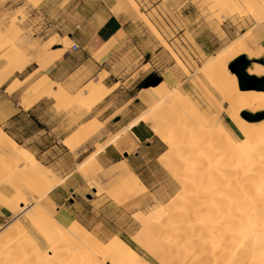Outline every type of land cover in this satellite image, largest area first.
I'll return each instance as SVG.
<instances>
[{
	"label": "bare ground",
	"instance_id": "obj_1",
	"mask_svg": "<svg viewBox=\"0 0 264 264\" xmlns=\"http://www.w3.org/2000/svg\"><path fill=\"white\" fill-rule=\"evenodd\" d=\"M225 3L248 5L251 14L258 18L257 27L262 25L264 9L259 8L264 0H226ZM128 4L136 6V1L128 0ZM125 11L124 4L112 10L118 15ZM258 32L259 29L241 34L201 66H195L193 72L177 59L188 81L206 102V109L182 90V82L164 89L167 82L163 80L157 87H148L155 90L157 97L152 110L126 127L131 130L139 122L148 123L168 146L160 159H176L179 163L171 174L181 183V194L169 206L156 207L149 214L136 217L142 231L135 236V242L150 258L119 236L106 242L64 208L55 211L49 193L62 180L0 127V205L16 216L24 214V220L42 238L41 242L34 241L22 221L0 226V251L15 244L22 246V249L9 250L8 264H197L201 259L207 264H264V118L250 119L243 114L264 110V89L255 80L245 83L252 88H242L237 75L229 68L233 60L246 56L255 60L247 73L264 77V62L259 61L264 60V47ZM63 40L68 42L67 37ZM115 44L114 40L110 46ZM106 52L108 47L103 46L94 56L104 63ZM62 53L63 49L57 50L55 56ZM53 59L47 57L42 62L44 69ZM9 62L17 64L12 58ZM22 67L24 64L12 70H22ZM7 76L0 74V85ZM34 90L36 100H30L26 108L47 95L56 99L55 106L72 111L84 106L91 109L110 94L112 87L101 81H90L73 96L44 75ZM83 126H86L83 132L64 140L68 147L74 149L81 145L103 123L92 119L91 125ZM102 135L112 136L110 132ZM98 152L80 164L84 179L96 195L106 193L110 199L123 203L145 192L146 185L125 162L106 168L99 163ZM108 173L115 175L119 183L111 191L101 186L97 178ZM196 177L204 182L186 193L190 184H196L192 180ZM27 192L36 198L34 205H30Z\"/></svg>",
	"mask_w": 264,
	"mask_h": 264
},
{
	"label": "rangeland",
	"instance_id": "obj_2",
	"mask_svg": "<svg viewBox=\"0 0 264 264\" xmlns=\"http://www.w3.org/2000/svg\"><path fill=\"white\" fill-rule=\"evenodd\" d=\"M71 1L73 0H61V29L65 26L63 29L65 34H61L60 37L55 27L59 21L57 0H0V74L8 75L4 83L15 72L18 78L25 77L32 71L31 68L28 71L25 70L32 61H37L39 64L38 70L30 74L22 83L16 80L7 89L6 94L4 83L0 85V127L32 151L52 170L57 179L62 180L57 187L63 186L68 190L71 187L70 191L75 190L66 207L76 220L106 242L114 236H119L141 254L150 258V255L135 242V236L142 231V225L136 217L147 215L156 207L169 206L181 194L183 191L181 183L171 174V170L177 167L178 161L176 159L161 160L160 156L157 159H151L152 154L142 158L137 165H143L140 169L146 172L147 179L144 182L148 186L138 197L123 203L110 199L106 193L96 195L94 188L84 179L80 164L88 156L104 148L107 143H103L104 132L108 129H116V134L111 136L114 140L127 130L126 121L131 112L138 110V116H140L152 110L156 104V96L155 90L148 88L151 85L157 87L166 80L167 87L164 89H171L180 81L182 90L206 109V102L188 81V76L179 67L177 59H180L190 72H193L195 66H201L208 57L241 34L253 33L258 29V33L261 32V43L264 47V16H261L262 25L257 27L258 18L255 14H251L248 5L232 6L229 3L226 4V0H135L136 6L128 4V0L123 2L121 0H76L74 4ZM78 1H81L80 4ZM53 2H55L54 5ZM122 4L126 6V11L121 15L133 20L130 29L127 30L128 36L117 40L113 47L104 45L108 47L107 59L101 66L102 70L91 76L89 80V82L105 83L106 81L109 85L113 84L108 98L106 96L91 109L84 106L80 110L72 111L64 110L60 106H52V100L48 99L36 111L37 118L27 116V112L24 111L12 117L16 108L9 100L8 94L24 90L23 94H29L31 100L34 98L36 100L37 94L34 93V88L36 83L42 80L41 73L45 63L43 61L48 57L47 49L61 42L63 52H66L73 44L66 35L67 30H72L73 24L82 20L90 12L106 10L107 13H113V8H121ZM44 7L48 12H43ZM109 7L112 8L109 10ZM259 9H264V4H261ZM103 17L105 15L98 20L101 21ZM88 21H86L87 24H89ZM9 29L12 32L6 35ZM46 33H50L51 38L43 43L45 39L43 35ZM64 37H67L68 42L63 40ZM94 52L90 51L89 54L95 58ZM89 54L86 53V55ZM22 57L24 59L20 62ZM262 57L264 58V55ZM10 58L17 64H11ZM246 60L248 65L255 61L248 58ZM239 61L240 58H236L231 63ZM259 61L264 62L263 59ZM22 64H24L22 70H12L15 66ZM28 81L30 86L27 88L25 83ZM86 84H81L74 92L65 85L61 86L73 96H77ZM141 91L147 95H142ZM26 100L25 97L22 98L25 107L28 103ZM243 114L250 119L264 118V110L246 113L250 114L248 116L245 115V111ZM222 115L231 125L226 114ZM92 119L100 120L103 127L89 134L81 145L74 149L68 147L64 140L73 137L77 132H83L82 129L86 127L83 125H91ZM38 120L43 124L38 123ZM156 140L160 143L154 155L159 153V148H168L157 136ZM96 157L99 163H102L98 154ZM18 178L20 175L16 177ZM97 178L107 191L119 186L113 174L108 173ZM192 180L196 184H190L191 187L186 193L204 182V179L197 177ZM26 195L30 205H34L36 198H33L30 192ZM183 200L187 202L186 197ZM24 216V214L16 216L0 205L1 227H5L12 221L25 222V228L31 234L30 237L34 241L41 242L42 238L37 230L24 220ZM20 241L25 242L23 239ZM18 248L22 249V246L15 244L0 251V264H8L11 261L9 250ZM205 261L201 259L197 264L202 262L207 264ZM207 261L209 262L208 259Z\"/></svg>",
	"mask_w": 264,
	"mask_h": 264
},
{
	"label": "crops",
	"instance_id": "obj_3",
	"mask_svg": "<svg viewBox=\"0 0 264 264\" xmlns=\"http://www.w3.org/2000/svg\"><path fill=\"white\" fill-rule=\"evenodd\" d=\"M57 2V15L59 21L55 27L57 28V34L61 37V34H65L63 33L65 26H62L61 29V0H57ZM75 2L76 0L71 1L72 4ZM80 2L81 1H78L79 4ZM50 3L52 4V2ZM49 4L47 5L49 6ZM54 4L55 2H53V5ZM111 8L112 7H109V10ZM43 12H48L46 7L43 8ZM78 14L80 15V13H76V15ZM102 15H105V17L99 21L98 19ZM87 20H89V24L86 23ZM132 23L133 20H131L130 17L121 14L107 13L106 10L101 12H90L88 15H85L82 20H78V22L73 24L72 30H67L66 32V35L69 36L73 44H78L79 49L77 51H73L70 48L57 57L55 56V52L63 49V47H61V42L50 46L47 49L46 54L48 57L54 59L45 69L42 70V76L48 75L57 84L65 85L71 92H74L78 86L88 83L91 76L102 70L101 66H103V62L98 61L93 57V55L89 54L90 51H97L104 45L110 46L114 40L117 41L122 37H127V30L130 29ZM52 27H54V25H52ZM44 36L45 39L43 43H46L51 38V35L50 33H46L43 37ZM86 53L89 55H86ZM30 68L32 71L28 72L22 79L17 77V72L11 75L4 83V93H7V89L15 83L16 80L22 83L30 74H32L35 70H38V62L32 61L26 66L25 70L28 71ZM104 84L108 87L113 86V84L109 85L106 81ZM25 86L28 88L30 86V81L26 82ZM23 91L24 90L20 92L17 90L12 94H8V97L10 98L9 100L16 108L15 112L11 115L12 117L20 111H24L27 112V116L37 118L36 111L41 108L42 104L45 103L46 100H52V106H55L56 104L55 98L44 95L34 102V104L29 108H26L23 104L22 98L25 97L27 99L26 101L29 102L31 100V96L29 94H23ZM106 98H108V96ZM138 112V110L131 112L126 121V126L137 118L139 114ZM38 123L43 124L40 120H38ZM106 132H110L112 135H115L117 130L108 129ZM105 142L107 143L103 150L98 153L99 158L102 160V163L100 164L107 168L115 163L125 162L147 188L148 185L144 182V180L147 179L145 176L146 172L144 169H140L143 165L137 164H139L140 160L146 155L152 154L153 157L151 159H157L165 150L159 148V153L154 155L158 143L160 142L156 140V135L150 128L149 124L143 121L139 122L131 130L124 131L122 135L114 140L111 137H103V143ZM71 189V187H69L68 190L63 186H60L53 189L49 193V197L53 201L52 207H54L55 211H60L63 208L67 210L66 204L68 201H71L70 197L73 193H75V190L70 191Z\"/></svg>",
	"mask_w": 264,
	"mask_h": 264
},
{
	"label": "water",
	"instance_id": "obj_4",
	"mask_svg": "<svg viewBox=\"0 0 264 264\" xmlns=\"http://www.w3.org/2000/svg\"><path fill=\"white\" fill-rule=\"evenodd\" d=\"M242 65H245V72L247 73V68H248V64H247V60H246V58L244 57V56H242L241 58H240V61L238 62V63H231V64H229V68L231 69V71H233L236 75H237V77H238V80H239V83H240V79H239V72H240V67L242 66ZM248 74V73H247ZM261 79H264V77H256V76H254V80H261ZM159 82V81H158ZM157 82V83H158ZM247 89H250V88H252L251 86H249V84L247 85V87H246ZM245 113H249L248 111H245Z\"/></svg>",
	"mask_w": 264,
	"mask_h": 264
},
{
	"label": "trees",
	"instance_id": "obj_5",
	"mask_svg": "<svg viewBox=\"0 0 264 264\" xmlns=\"http://www.w3.org/2000/svg\"><path fill=\"white\" fill-rule=\"evenodd\" d=\"M244 69H245V65L242 66V69L239 72L240 85L242 86V88H246L245 85H244V83H247V82H250V81H254V76L247 74ZM255 82H257L258 85L260 84L261 88L264 89V79L255 80ZM245 115L248 116L250 114H246L245 113Z\"/></svg>",
	"mask_w": 264,
	"mask_h": 264
},
{
	"label": "built area",
	"instance_id": "obj_6",
	"mask_svg": "<svg viewBox=\"0 0 264 264\" xmlns=\"http://www.w3.org/2000/svg\"><path fill=\"white\" fill-rule=\"evenodd\" d=\"M71 49L73 50V51H77L78 49H79V46H78V44H72V46H71Z\"/></svg>",
	"mask_w": 264,
	"mask_h": 264
},
{
	"label": "flooded vegetation",
	"instance_id": "obj_7",
	"mask_svg": "<svg viewBox=\"0 0 264 264\" xmlns=\"http://www.w3.org/2000/svg\"><path fill=\"white\" fill-rule=\"evenodd\" d=\"M243 66V65H242ZM242 66L240 67V70L242 69Z\"/></svg>",
	"mask_w": 264,
	"mask_h": 264
}]
</instances>
